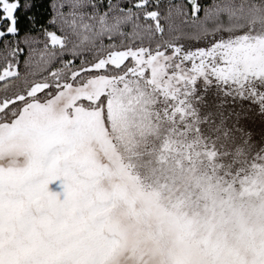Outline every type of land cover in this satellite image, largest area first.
<instances>
[{
  "label": "snow or ice",
  "instance_id": "obj_1",
  "mask_svg": "<svg viewBox=\"0 0 264 264\" xmlns=\"http://www.w3.org/2000/svg\"><path fill=\"white\" fill-rule=\"evenodd\" d=\"M177 137L213 227L264 193V0H0V264H264L192 244L183 201L177 250L143 239L136 199L183 195Z\"/></svg>",
  "mask_w": 264,
  "mask_h": 264
},
{
  "label": "rangeland",
  "instance_id": "obj_2",
  "mask_svg": "<svg viewBox=\"0 0 264 264\" xmlns=\"http://www.w3.org/2000/svg\"><path fill=\"white\" fill-rule=\"evenodd\" d=\"M63 111H64L63 104L54 105L55 114L63 113ZM40 124L45 125L46 122L41 121ZM129 131L132 135H135V136L136 134L137 136L139 135L138 130L135 128H132ZM182 144L183 142H181L180 138L177 137L172 147H175L177 145V147L181 148ZM179 149L176 150V153L175 152L171 153V155L172 154L175 155L174 156L175 158L173 159L172 157V161L170 162V165L174 169V171H176L183 177L182 183L179 186L180 190L183 192V195L178 197L177 190L173 189L172 191L169 192L168 195L164 196L161 199L160 206L150 204L143 197H139L136 199V209L137 211L143 214V218H144L143 223L141 225H137V227L140 229L143 239L147 242V244L152 249L156 250L158 260L161 259V257L159 256V251L161 249H165L168 251H174V250H177L181 245L180 229L177 225L170 224L165 221L164 217L161 214L162 207H170L173 204H179L180 201H183V204L181 205V207L183 208L185 207L186 209H188V210H185L184 208V211L187 214L193 216L196 219V223H199L202 221L201 217L197 216L194 213L191 214V211L193 212L196 209L192 208L190 210L189 208V204H191V201H190L189 196L186 194V192L188 191L187 185H188L189 179H187L186 177H189L191 175L184 176L183 174L182 165H183L184 160H182V158L179 155ZM15 158H16V155L13 156V159ZM80 162L85 163L86 161L84 160L83 157H80ZM6 178L10 180L15 179L14 176H6ZM50 187L55 188V185H51ZM206 188L207 187L200 190V188H198V185L195 186V189L198 190V195L200 199H202L200 201H203V202L208 201L209 208L213 210V207H214L213 203L206 196ZM193 190L194 189H191L190 191H193ZM237 198L238 196H235V199L231 201L229 205H226L223 207L231 219L227 227L228 229H229V226L232 227L231 230L233 234H235L234 237H230V234H229V237L223 234V236L221 237L215 236L214 239H211L206 236L202 237L201 235L196 233L195 230L193 231L191 228V234L188 238L192 242V244L203 245V246H208L210 243L218 244L222 249L225 250L226 253L232 250L231 253L233 255H239L240 257H244L248 253L249 248L259 247L261 245H264V225L260 222L261 218H264V206H262L263 208H260L261 211L255 212L254 208H251L250 205L249 206L247 205L248 201L245 200L246 198L244 200L241 198L239 199ZM215 210L219 212L221 210V207H215ZM251 210H252V213L254 212L253 216H255V218H252V219H251ZM202 211H204V209L201 210L200 212ZM122 220L124 221L125 224H129V225L134 224V221L128 217L126 210L124 214L122 215ZM250 220H252V222L248 224ZM232 238L233 240H231Z\"/></svg>",
  "mask_w": 264,
  "mask_h": 264
},
{
  "label": "trees",
  "instance_id": "obj_3",
  "mask_svg": "<svg viewBox=\"0 0 264 264\" xmlns=\"http://www.w3.org/2000/svg\"><path fill=\"white\" fill-rule=\"evenodd\" d=\"M136 136H137V134H136ZM178 138H180V141L183 142V144L181 145V148L177 147V145L175 147H173L175 149H173L172 153H174V152L176 153V150H178L180 148L179 149V155L182 158V160H185V157L188 156L190 150L193 147L194 141L191 138H183V137H178ZM171 156L173 157V159L175 158L174 157L175 155L172 154ZM217 167H219V165H217ZM182 169H183L184 176L185 175L186 176L191 175L189 177H186L187 179H189L188 185H187L188 191L186 192L187 195L189 194V192H191L190 191L191 189L196 190L195 189L196 185H198V188H200V190L204 189L205 187H207V182L205 180L204 173L202 171H200L198 167L183 166ZM191 170H192V172H191ZM246 195L239 197L240 195L238 193L235 194V196H238L237 199L241 198V199L244 200L246 198L245 200L248 201L247 205L248 206L250 205L251 208H254L255 212L261 211L260 208H263L262 206H264V193H262L260 195H250V196L249 195L246 196ZM200 200H202V199L198 200V202L196 203L197 205H193L192 203L189 204L190 210L192 208L196 209L193 212L191 211V214H193V213L196 214L197 216L201 217V220H202L199 223H196V222L193 223L191 225L192 226L191 227L192 230L193 231L195 230V232L198 233L199 235H201L202 237L206 236V237L211 238V239H214L215 236L221 237V236H223V234L227 235L228 237H229V234H230V237H234L235 234H233V232L231 230L232 227L229 226V229L227 227V225H229V222L231 221V219L228 216L226 210L224 208L223 209L221 208V210L219 212L215 210L217 218H219V216H220V214L222 212L225 219H224V223L218 224L215 227H213V224L215 222L214 221L212 223L209 222V220L212 217L213 210H211L209 208L208 201H204L203 202V201H200ZM259 200H261V201H259ZM203 209H204V211L200 212ZM185 210H188V209L185 208ZM253 214H254V212L252 213V210H251V219L255 218V216H253ZM251 222H252V220H250L248 224H250ZM260 222L264 225V218H261ZM254 224H255V222H254ZM231 240H233V238ZM239 243H241V242H239ZM224 245H226V244H224ZM228 247H229V245H228ZM231 251L232 250H230L229 252L231 253Z\"/></svg>",
  "mask_w": 264,
  "mask_h": 264
}]
</instances>
